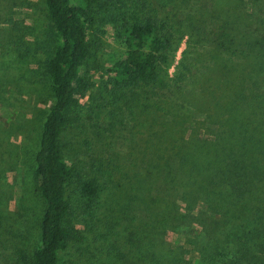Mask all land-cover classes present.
<instances>
[{
    "label": "rangeland",
    "instance_id": "374dc122",
    "mask_svg": "<svg viewBox=\"0 0 264 264\" xmlns=\"http://www.w3.org/2000/svg\"><path fill=\"white\" fill-rule=\"evenodd\" d=\"M90 1L94 25L87 32L89 54L82 72L90 87L78 98L59 137L60 154L71 166L66 197L72 227L60 264H130V256L133 264H151L154 258L168 264L176 246H181L182 260L192 262L195 254L183 234L199 232L193 220L198 206L188 211L181 192L167 187L162 172L170 151L163 155L161 142L170 140L174 128L181 136L202 127L197 108L202 98L220 101L224 96L219 83L226 71L209 64L193 79L190 90L196 96L191 99L185 93L181 101L157 105L127 93L114 100L107 68L122 47L114 39L105 0ZM157 1L120 2L138 17L170 18L175 13L178 19L188 12L201 18L204 8L216 10L223 3L234 10L221 20L234 21L238 28L264 23V0H176L167 7ZM55 42L44 0H0V264H28L39 244L43 202L33 179V157L53 99L43 67ZM198 47L185 35L176 59L181 52L194 55ZM88 180L95 181L97 195L86 210L78 184ZM175 211L176 223L170 217Z\"/></svg>",
    "mask_w": 264,
    "mask_h": 264
},
{
    "label": "trees",
    "instance_id": "16d2710c",
    "mask_svg": "<svg viewBox=\"0 0 264 264\" xmlns=\"http://www.w3.org/2000/svg\"><path fill=\"white\" fill-rule=\"evenodd\" d=\"M120 1L102 3L122 47L107 68L114 100L127 93L157 105L181 101L185 93L191 99L196 96L191 83L199 72L209 70V64L226 71L219 83L224 96L220 101L202 98L197 108L202 127L181 136L174 128L170 140L161 142V153L170 151L162 172L167 187L181 192L188 211L198 206L193 220L200 226L191 236L183 234L195 254L192 262H184L181 246H176L168 264H264V23L238 28L234 21L221 20L222 14L234 10L223 3L216 10L204 8L201 18L188 12L178 19L175 13L170 18L128 14ZM175 1L157 2L167 7ZM44 5L56 38L43 67L53 99L33 157L43 210L39 244L28 264H60V252L72 236L66 197L71 166L60 154L59 137L78 98L90 87L82 72L89 54L87 32L94 25L90 0H44ZM185 35L193 37L199 49L194 55L181 52L176 59ZM78 194L90 209L97 195L95 181H81ZM173 214L176 223L178 213ZM162 223L165 229L167 220ZM133 259L130 256V264ZM153 260L151 264H164L162 258Z\"/></svg>",
    "mask_w": 264,
    "mask_h": 264
}]
</instances>
